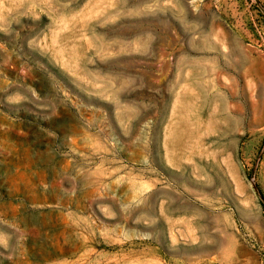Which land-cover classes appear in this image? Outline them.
<instances>
[{
  "label": "rangeland",
  "instance_id": "1",
  "mask_svg": "<svg viewBox=\"0 0 264 264\" xmlns=\"http://www.w3.org/2000/svg\"><path fill=\"white\" fill-rule=\"evenodd\" d=\"M262 12L0 0V264H264Z\"/></svg>",
  "mask_w": 264,
  "mask_h": 264
},
{
  "label": "crops",
  "instance_id": "2",
  "mask_svg": "<svg viewBox=\"0 0 264 264\" xmlns=\"http://www.w3.org/2000/svg\"><path fill=\"white\" fill-rule=\"evenodd\" d=\"M212 15H214V14H212ZM234 43H235L236 48H242V44H243L242 39L236 38Z\"/></svg>",
  "mask_w": 264,
  "mask_h": 264
},
{
  "label": "built area",
  "instance_id": "3",
  "mask_svg": "<svg viewBox=\"0 0 264 264\" xmlns=\"http://www.w3.org/2000/svg\"><path fill=\"white\" fill-rule=\"evenodd\" d=\"M262 14L264 15V12H262ZM258 27H261V26H258Z\"/></svg>",
  "mask_w": 264,
  "mask_h": 264
}]
</instances>
